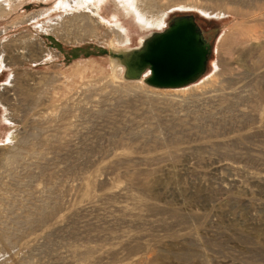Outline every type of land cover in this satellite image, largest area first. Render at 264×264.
<instances>
[{
	"label": "rangeland",
	"instance_id": "obj_1",
	"mask_svg": "<svg viewBox=\"0 0 264 264\" xmlns=\"http://www.w3.org/2000/svg\"><path fill=\"white\" fill-rule=\"evenodd\" d=\"M184 14L199 82L113 76ZM0 264H264V0H0Z\"/></svg>",
	"mask_w": 264,
	"mask_h": 264
},
{
	"label": "water",
	"instance_id": "obj_2",
	"mask_svg": "<svg viewBox=\"0 0 264 264\" xmlns=\"http://www.w3.org/2000/svg\"><path fill=\"white\" fill-rule=\"evenodd\" d=\"M212 44L191 14L173 16L163 31L153 32L139 47L109 48L108 56L124 66V79L157 89H177L196 83L208 70Z\"/></svg>",
	"mask_w": 264,
	"mask_h": 264
},
{
	"label": "bare ground",
	"instance_id": "obj_3",
	"mask_svg": "<svg viewBox=\"0 0 264 264\" xmlns=\"http://www.w3.org/2000/svg\"><path fill=\"white\" fill-rule=\"evenodd\" d=\"M142 4L144 3V2H141ZM140 4V3H139ZM145 5V4H144ZM138 7H140L139 9H138ZM141 7H143V6H136V7H134L135 8V11H136V13H134L135 15H136V18H135V24H137L138 22H139V20L137 19V18H139L140 19V17H142V22H144L143 20H144V18H146L145 17V13H146V8L144 7V9H142ZM134 11V10H133ZM120 13L119 12H117V15H119ZM134 15V16H135ZM168 19V18H167ZM141 20V19H140ZM146 20V19H145ZM146 22V21H145ZM147 23V22H146ZM149 29H150V25H146ZM158 28H162V30L164 29H166L167 28V20H166V22H165V19L163 20H161V22H160V24H159V26H157V29ZM153 32H157V31H151V32H149V33H147V34H145V33H139L138 34V37H140V44L144 41V39L146 38V37H148V36H150ZM131 40H133L132 38H131ZM130 40V41H131ZM129 44V43H128ZM129 46H131L130 44L129 45H127V47H129ZM110 48H113L114 50H119V48H117V47H114V46H110ZM118 65H120V63H119V61H117V60H114V59H112V66H113V76L115 77L116 76V73H115V71H116V67L118 66ZM121 72H122V69H121ZM148 74H146L144 77H146ZM205 76V75H204ZM204 76H202L201 77V79L204 77ZM200 79V80H201ZM199 80V81H200ZM142 81V80H141ZM141 81H138V82H141ZM199 81H197V82H199ZM196 82V83H197ZM193 84H195V83H193ZM192 84V85H193ZM153 88V87H152ZM183 88H185V87H183ZM153 89H157V88H153ZM179 89H181V88H177V89H175L174 91L175 92H177V91H180ZM157 90H159V89H157ZM160 90H171V89H160Z\"/></svg>",
	"mask_w": 264,
	"mask_h": 264
},
{
	"label": "flooded vegetation",
	"instance_id": "obj_4",
	"mask_svg": "<svg viewBox=\"0 0 264 264\" xmlns=\"http://www.w3.org/2000/svg\"><path fill=\"white\" fill-rule=\"evenodd\" d=\"M205 37H206V39L209 41V39H208V37L206 36V34H205Z\"/></svg>",
	"mask_w": 264,
	"mask_h": 264
}]
</instances>
